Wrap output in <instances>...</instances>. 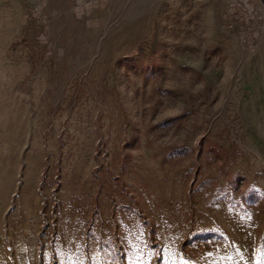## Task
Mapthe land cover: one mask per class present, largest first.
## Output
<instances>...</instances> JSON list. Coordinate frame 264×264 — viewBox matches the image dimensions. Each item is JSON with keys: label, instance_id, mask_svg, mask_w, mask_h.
Here are the masks:
<instances>
[{"label": "rangeland", "instance_id": "374dc122", "mask_svg": "<svg viewBox=\"0 0 264 264\" xmlns=\"http://www.w3.org/2000/svg\"><path fill=\"white\" fill-rule=\"evenodd\" d=\"M0 264H264V0L0 5Z\"/></svg>", "mask_w": 264, "mask_h": 264}, {"label": "crops", "instance_id": "0c3cea01", "mask_svg": "<svg viewBox=\"0 0 264 264\" xmlns=\"http://www.w3.org/2000/svg\"><path fill=\"white\" fill-rule=\"evenodd\" d=\"M8 1L9 0H0V5H5V4H7Z\"/></svg>", "mask_w": 264, "mask_h": 264}]
</instances>
